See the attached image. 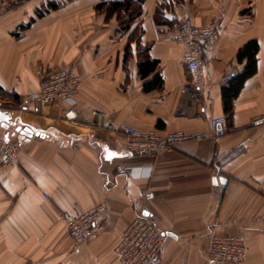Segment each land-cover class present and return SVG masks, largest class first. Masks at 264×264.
<instances>
[{
    "label": "crops",
    "instance_id": "crops-1",
    "mask_svg": "<svg viewBox=\"0 0 264 264\" xmlns=\"http://www.w3.org/2000/svg\"><path fill=\"white\" fill-rule=\"evenodd\" d=\"M113 1L31 0L0 15V110L12 123L0 130L19 147L0 172V264H117L118 234L142 210L165 234L161 264H208L211 229L245 238L241 264H264V126H249L264 112V0H143L129 27L98 9ZM129 15L119 13L123 22ZM186 16L220 25L202 88L184 68L183 45L167 34ZM250 41L254 72L225 104L219 81L243 72L238 53ZM146 56L158 64L141 79ZM70 63L80 79L74 104L34 103L40 78ZM155 73L161 89L144 92ZM92 111L142 133L193 138L137 156L120 135L99 129ZM221 115L228 131L211 132L208 121ZM97 204L105 212L92 235L73 243L60 212Z\"/></svg>",
    "mask_w": 264,
    "mask_h": 264
},
{
    "label": "built area",
    "instance_id": "built-area-1",
    "mask_svg": "<svg viewBox=\"0 0 264 264\" xmlns=\"http://www.w3.org/2000/svg\"><path fill=\"white\" fill-rule=\"evenodd\" d=\"M31 0H0V15ZM220 25L216 19L203 26L195 25L186 16L171 21L167 34L172 42L184 47L182 61L184 68L197 88L205 85L202 63L205 55L212 51L219 37ZM232 74H226L219 85L225 87L232 80ZM80 79L75 73V64L62 66L40 78L37 92L31 97L38 105H48L56 101L74 104L79 90ZM179 114H182L179 111ZM94 122L99 129L120 135L125 147L134 155L154 156L170 150L175 144L190 140L192 135L182 131L159 134L154 130L142 133L125 123H113L103 113L92 111ZM213 133H226V118L216 116L208 121ZM250 127L264 126V112L254 117ZM18 145L0 136V172L16 162ZM138 173V170H133ZM224 185H220L223 189ZM105 212L103 204L94 205L85 210H65L59 214L64 222L68 237L75 243L85 242L93 233L94 224ZM144 210L135 215L119 232L113 255L117 264H161L160 253L165 234L146 216ZM206 256L208 264H241L246 255L247 244L242 235L223 234L211 229L206 236Z\"/></svg>",
    "mask_w": 264,
    "mask_h": 264
},
{
    "label": "trees",
    "instance_id": "trees-1",
    "mask_svg": "<svg viewBox=\"0 0 264 264\" xmlns=\"http://www.w3.org/2000/svg\"><path fill=\"white\" fill-rule=\"evenodd\" d=\"M142 2L143 0H119L110 3L100 2V4L98 5V9H105L108 14L117 12L118 18H122L121 16H119V13L122 10L130 11L128 21L130 20L132 21L134 17H136L139 14L138 11L139 5ZM128 21H126L125 24H127ZM125 27H129V25H125ZM256 51H257V44L255 41L248 42L244 46V48H242L239 51L238 59L241 60L242 58H246L247 64L243 72L236 79H234L233 77L232 80L228 83V85L222 88L225 104H226V98H231L236 96L238 89L242 85L243 81L248 76L253 74L255 67ZM157 64H158L157 60H152L148 56L142 57L138 62V72L140 78L145 79L150 74L154 73ZM161 87H162V79L158 73H155L150 80L144 82L142 90L144 92H150L152 90H159L161 89Z\"/></svg>",
    "mask_w": 264,
    "mask_h": 264
},
{
    "label": "water",
    "instance_id": "water-1",
    "mask_svg": "<svg viewBox=\"0 0 264 264\" xmlns=\"http://www.w3.org/2000/svg\"><path fill=\"white\" fill-rule=\"evenodd\" d=\"M12 123L10 122V118L8 116V114H6L4 111L0 110V127H4V128H8ZM15 131H18L20 134L25 135V136H32L34 135H38L39 132L38 131H34L29 127L26 126H18L15 128ZM5 138H8V134L4 135Z\"/></svg>",
    "mask_w": 264,
    "mask_h": 264
},
{
    "label": "rangeland",
    "instance_id": "rangeland-1",
    "mask_svg": "<svg viewBox=\"0 0 264 264\" xmlns=\"http://www.w3.org/2000/svg\"><path fill=\"white\" fill-rule=\"evenodd\" d=\"M133 17H134V16H133ZM128 20H129V19H126L125 22L128 21ZM118 21H119V22H118ZM134 21H136V17H134V19H133L132 21H131V20L128 21L127 24H125V22H123L122 18L117 19V22L119 23L118 25H120V26H123V25H124V26H125V25H131V24H133ZM134 35H135V34H133V35L131 36V39H132V40H133ZM0 136H3V130H2V131L0 130Z\"/></svg>",
    "mask_w": 264,
    "mask_h": 264
}]
</instances>
